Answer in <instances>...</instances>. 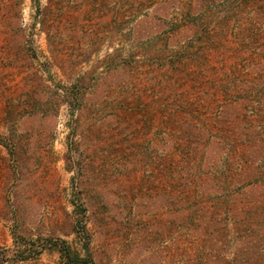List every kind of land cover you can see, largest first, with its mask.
<instances>
[{"label":"rangeland","instance_id":"1","mask_svg":"<svg viewBox=\"0 0 264 264\" xmlns=\"http://www.w3.org/2000/svg\"><path fill=\"white\" fill-rule=\"evenodd\" d=\"M257 1L0 0V264H264L262 241L200 236L159 168L161 84L182 46L204 54L188 63L204 97L234 83L264 111Z\"/></svg>","mask_w":264,"mask_h":264},{"label":"trees","instance_id":"2","mask_svg":"<svg viewBox=\"0 0 264 264\" xmlns=\"http://www.w3.org/2000/svg\"><path fill=\"white\" fill-rule=\"evenodd\" d=\"M178 54L169 70L172 79L161 84L158 124L164 144L160 171L176 188L175 204L188 208L192 223L199 221L206 227L200 236H223L234 230L242 241L251 242V239L264 244V128L241 126L256 117H264V111H259L257 116L249 115L246 103L249 97L233 95L243 92L234 83L218 89L214 97H204V83L188 77L200 75L202 65L191 71L188 63L198 58L200 62L204 54L198 57L196 47L185 45ZM218 92H223V96ZM65 93L75 98L69 90ZM259 98L260 106L264 107V93ZM213 105L216 106L205 116L198 114L203 106ZM78 198L76 204L84 215L82 196ZM76 226L85 231L83 218L76 221ZM61 252L64 256L69 254L65 243ZM257 253L263 256L264 247L257 249ZM75 258L67 261L81 264ZM257 263L261 264L260 260Z\"/></svg>","mask_w":264,"mask_h":264}]
</instances>
